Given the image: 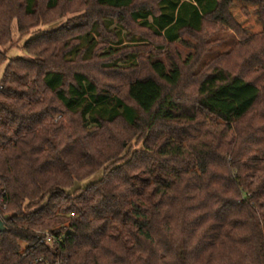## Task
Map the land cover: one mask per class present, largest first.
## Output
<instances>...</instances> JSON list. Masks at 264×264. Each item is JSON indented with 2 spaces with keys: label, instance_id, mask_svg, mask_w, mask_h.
Segmentation results:
<instances>
[{
  "label": "trees",
  "instance_id": "16d2710c",
  "mask_svg": "<svg viewBox=\"0 0 264 264\" xmlns=\"http://www.w3.org/2000/svg\"><path fill=\"white\" fill-rule=\"evenodd\" d=\"M70 1L0 0V264H264V0H85L170 44L237 31L189 95L183 64L111 65L95 24L8 61L13 22L23 37Z\"/></svg>",
  "mask_w": 264,
  "mask_h": 264
},
{
  "label": "rangeland",
  "instance_id": "374dc122",
  "mask_svg": "<svg viewBox=\"0 0 264 264\" xmlns=\"http://www.w3.org/2000/svg\"><path fill=\"white\" fill-rule=\"evenodd\" d=\"M88 7L85 0H74L65 3L60 10L55 12L53 18L52 16L48 17L49 14L46 19L39 21L38 26L31 28L23 37L18 33L16 22H13L11 26L12 44L2 47L1 50L8 53V61L18 57L29 59L22 50V47L28 41L52 32H60L63 27L68 25L75 26V29H78V27L86 24L90 29L95 24L93 29L98 28L99 34L97 32H92V34L99 45L98 53L111 48L114 51L112 54H117L111 65H117L119 68L124 69L130 67L136 61L138 65L143 64L150 58L162 61L167 67L172 62L183 64L186 66L185 71L188 74L183 84L189 85L183 88V93L189 95L191 91H194V81L198 79V75L206 71L216 59L230 54L240 42L244 41V38L231 26L219 20H209L201 34L183 35L181 40L170 44L162 38L144 32L136 24L123 25L111 11L102 10L100 15L95 16L94 12H89L93 8ZM75 31L84 30L81 28ZM122 59H125L124 62H121ZM5 66L6 64L0 67V79ZM131 146L136 149L142 148V144L136 145L135 142ZM101 176L102 173L100 172L91 180L76 184L68 192L74 193L77 189H82L99 180Z\"/></svg>",
  "mask_w": 264,
  "mask_h": 264
},
{
  "label": "built area",
  "instance_id": "2783aa9c",
  "mask_svg": "<svg viewBox=\"0 0 264 264\" xmlns=\"http://www.w3.org/2000/svg\"><path fill=\"white\" fill-rule=\"evenodd\" d=\"M57 241L58 240L55 238V236L48 232H44L40 236L41 245L52 246V245H55ZM39 261H41V259ZM54 264H59V262H56Z\"/></svg>",
  "mask_w": 264,
  "mask_h": 264
},
{
  "label": "water",
  "instance_id": "95a60500",
  "mask_svg": "<svg viewBox=\"0 0 264 264\" xmlns=\"http://www.w3.org/2000/svg\"><path fill=\"white\" fill-rule=\"evenodd\" d=\"M7 219H8V217L0 218V233H3L7 230V227H6V220Z\"/></svg>",
  "mask_w": 264,
  "mask_h": 264
}]
</instances>
